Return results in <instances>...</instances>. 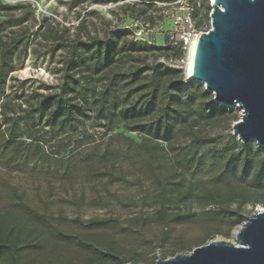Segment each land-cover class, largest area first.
<instances>
[{"label": "rangeland", "instance_id": "obj_1", "mask_svg": "<svg viewBox=\"0 0 264 264\" xmlns=\"http://www.w3.org/2000/svg\"><path fill=\"white\" fill-rule=\"evenodd\" d=\"M171 1L0 0V103L7 99L0 108V112H6L5 117L0 114V129L25 140L19 143V157L11 149L20 140L6 149L0 147V216L9 214L17 224L24 209L43 215L46 220L31 216L26 225L36 227L40 234L56 231L68 235L72 242L64 252L74 263L87 252L77 238L118 256L132 257L138 264H155L159 257L188 253L210 240L235 242V232L242 224L209 218L193 199L179 204L172 200L169 207L198 213L195 222H144V217L158 208V182L146 169L139 148L126 147L123 134L127 133L122 128L108 131L88 119L73 132H56L44 126L34 113L43 95L56 90L61 81L65 51L54 49L55 31L66 28L67 35L85 39L100 37L109 29L133 28L134 21H148L154 29L148 33L149 39L165 45V36L172 30L170 9L165 3ZM209 28L210 17L209 24L197 31ZM231 108L239 119L241 110ZM28 131L38 140L26 139ZM118 131L122 134L116 136ZM212 131L222 138L229 132L225 123ZM132 133L140 138V134ZM79 139L82 144L74 148ZM88 139L94 142L85 143ZM71 154L76 157L67 161ZM156 171L162 183L174 189L184 188L190 181L207 187L225 184L217 170L209 167L194 177L188 172L178 174L166 156ZM258 207L264 208L245 206V215ZM91 218L109 221L90 224Z\"/></svg>", "mask_w": 264, "mask_h": 264}, {"label": "trees", "instance_id": "obj_2", "mask_svg": "<svg viewBox=\"0 0 264 264\" xmlns=\"http://www.w3.org/2000/svg\"><path fill=\"white\" fill-rule=\"evenodd\" d=\"M190 1L198 30L209 24V1ZM66 31L64 28L52 34L54 49L65 51L61 81L56 90L38 101L35 116L48 129L62 133L77 130L88 119L108 131L122 128L127 133L123 134L124 144L139 148L146 169L158 182V208L146 215L144 222L180 224L198 219L199 214L194 211L171 209L172 200L179 204L193 199L204 208L201 213L234 225L245 220V206H264V150L254 141L241 143L231 130L238 119L236 110L213 101V94L203 84L186 78L187 53L181 43H171L168 34L165 45L153 43L147 34L146 39L139 40L131 27L109 29L100 37L85 39L69 36ZM6 103L7 99L2 100L0 108ZM0 114L6 116L2 109ZM223 123L229 130L225 138L212 131ZM132 132L140 134V138L132 136ZM24 137L38 140L32 131ZM16 138L19 137L15 133L6 134L0 129L3 149L20 140L11 149L19 157V143L25 140ZM79 141L82 140H77L74 148L82 144ZM92 142L88 139L85 143ZM165 156L179 170L178 174L188 172L194 177L209 167L217 170L225 184L207 187L190 181L184 188L167 187L156 174ZM75 157L71 154L66 160ZM24 211L17 224L9 214L0 216V264H137L132 257L118 256L78 238L76 242L87 252L74 263L72 256L65 254L72 242L70 237L56 231L40 234L36 227L29 228L26 221L31 216L40 220L46 217ZM106 221L109 219L91 218L88 223Z\"/></svg>", "mask_w": 264, "mask_h": 264}, {"label": "water", "instance_id": "obj_3", "mask_svg": "<svg viewBox=\"0 0 264 264\" xmlns=\"http://www.w3.org/2000/svg\"><path fill=\"white\" fill-rule=\"evenodd\" d=\"M209 17L210 28L196 37L189 80L203 84L213 101L237 106L232 134L264 150V0H214ZM244 219L235 242L210 240L155 264H264V208Z\"/></svg>", "mask_w": 264, "mask_h": 264}, {"label": "built area", "instance_id": "obj_4", "mask_svg": "<svg viewBox=\"0 0 264 264\" xmlns=\"http://www.w3.org/2000/svg\"><path fill=\"white\" fill-rule=\"evenodd\" d=\"M165 6L170 9L172 17V30L168 33L169 40L173 44L181 43L183 49L188 54L192 40L200 32L197 31L194 24L193 7L189 3V0H172L165 3ZM133 26L135 37L139 40L146 39L145 35H149L148 33H152L154 30L148 21H144L143 23L134 21Z\"/></svg>", "mask_w": 264, "mask_h": 264}, {"label": "bare ground", "instance_id": "obj_5", "mask_svg": "<svg viewBox=\"0 0 264 264\" xmlns=\"http://www.w3.org/2000/svg\"><path fill=\"white\" fill-rule=\"evenodd\" d=\"M211 3L214 2V0H210ZM196 37L192 40V43L189 47V52L187 54V62H186V66H185V72H186V78L189 79L190 76H192V65H193V60H194V51H195V47H196ZM237 232V231H236ZM235 232V233H236ZM236 235V234H235Z\"/></svg>", "mask_w": 264, "mask_h": 264}]
</instances>
